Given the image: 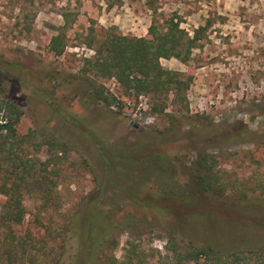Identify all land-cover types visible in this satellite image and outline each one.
Here are the masks:
<instances>
[{
    "label": "rangeland",
    "instance_id": "obj_1",
    "mask_svg": "<svg viewBox=\"0 0 264 264\" xmlns=\"http://www.w3.org/2000/svg\"><path fill=\"white\" fill-rule=\"evenodd\" d=\"M165 16L174 17L190 37L201 28L186 63L160 60L163 68L190 78L183 106L173 103L171 94L167 99L136 96L113 79L98 83L120 102V109L93 104L85 78L93 73L84 60L94 52L84 43L101 39L108 28L146 37L153 21L162 24ZM64 22L66 47L55 56L49 43ZM8 64H18L31 84L41 80L43 86L54 87L49 107L25 82L0 73V96L23 112L17 132L29 136L25 159L48 177L58 197L54 209L36 198L32 188L24 197L26 216L15 228L33 239L32 255L24 264H104L107 255L114 257L112 264H169L164 259L167 233L182 238L176 230L189 219L200 236H195L196 245L214 228L211 242L222 250L264 249V0H0V65ZM161 102L167 109L153 111ZM67 117L81 120L106 146L149 141L151 132L175 134L177 139H159L153 149L164 153L174 169L167 182L177 196L163 193L156 173L142 172L150 162L143 156L134 158L132 170L118 163V173L110 175L95 143ZM142 117L154 121L146 124ZM201 153L214 157L212 171L228 188L223 196L198 195L190 185L192 177L184 167H191ZM121 172L137 185L132 190L136 200L147 198L149 206L135 204V195L130 198L121 189L119 183L126 181ZM191 194H196L194 205L185 206ZM4 202L0 196V210ZM96 204L108 208V219H116L118 228L111 232L115 243L107 254L90 262L78 254L79 240L66 226ZM188 209L190 218L180 215ZM125 215L133 218L132 224ZM153 225L152 232L144 233Z\"/></svg>",
    "mask_w": 264,
    "mask_h": 264
},
{
    "label": "trees",
    "instance_id": "obj_2",
    "mask_svg": "<svg viewBox=\"0 0 264 264\" xmlns=\"http://www.w3.org/2000/svg\"><path fill=\"white\" fill-rule=\"evenodd\" d=\"M65 26L66 22L49 43V51L55 56L62 55L66 47L65 36L61 31ZM200 30L201 28L194 31L193 37H190L184 29L180 28L179 23L172 16L163 17L162 24L153 21L146 37L124 36L115 33L113 28L102 30L101 39L96 40L92 37L84 43L87 48L94 52L92 59L84 60L86 66L89 67L87 69L93 73V78L85 77L90 89L89 99L94 102L93 104L99 105L101 103L108 109L113 107V104L120 109V102L116 101L98 83L99 79H113L124 90L131 91L136 96L154 94L167 99V96L171 94L173 103L183 106L190 78L183 77L179 72L163 68L160 60L174 58L181 63H186L190 58L191 51L196 47ZM88 70L85 68L83 71ZM4 72H6V77L14 81L21 84L25 82L29 85V90L32 91L34 97L51 107L53 85L45 87L40 84L41 80H36L35 84H31L32 80L27 81L26 72L24 73L18 64L0 65V73ZM159 107L158 109L155 106L153 111H165L167 104L161 102ZM22 116L23 112L17 104L0 96V196L5 198L0 210V264H24L25 257L32 255L30 245H33V239L30 236H20L15 230L23 223L26 216L23 200L30 193V189L36 191L35 197L48 209H54L58 198L51 190L52 186L48 183V177L41 175L35 169L36 166L25 159V146L29 142V136H21L17 132V125ZM66 120L71 122L69 117ZM75 122L79 124L77 126H80V131L83 130L85 136H89L95 143L110 175L118 173L120 167L132 170L134 158L143 156L150 162L142 166V172L156 173L158 179L162 178V183L158 182V186L163 189V193L169 191L166 194L168 198L174 199L177 196V193L173 192L172 186L167 182V179L174 175V169L167 165L164 153L153 149L158 141L160 142L159 139L165 140L169 137L170 139H177L175 134L151 132L149 133V141L132 143L127 146L119 142L106 146L90 130L83 128L81 120H73L71 123ZM148 148L152 152L151 154H146ZM213 161L215 160L212 155L201 153L191 167L189 166L188 169L187 166L184 167L185 171L187 170V173L191 175L190 185L198 195L212 193L214 196H223L224 190H228L227 184H220L221 179L212 171ZM123 178H126V181L119 183L121 189L126 191L129 196L135 195L132 194V190L137 185L133 184L130 176L124 175ZM163 179L166 180V183ZM195 195H189L186 202H184L185 198L181 199V204L184 202L185 206H193L194 200L192 198ZM136 197V195L133 197L135 204L142 207L149 206L150 201L147 198L140 201L136 200ZM86 211L89 214L92 213L93 218L87 212L70 218L66 229L69 227V232L79 240L80 250L78 254L92 262V257L101 259L107 254V250L114 245L115 240L111 232L118 228V224H115L116 219L111 221L108 219L110 214L108 208H103L102 205L96 204L86 208ZM159 211L167 212V210ZM180 215L190 218L191 212L188 209L187 212L180 213ZM180 215H176V219ZM132 220L133 218L125 215L127 224H132ZM190 221L189 219L187 226L181 225L176 230L182 238L176 236V232L167 233L164 259L169 264H264L263 248L248 247L238 251L218 248L216 242H211L214 240L212 236L215 233L214 228L212 234L204 238L206 240L202 245L194 244L195 238L199 235L196 234ZM155 227V225L151 229L146 227L144 233L152 232ZM46 229L49 230L48 227ZM108 229H110V233ZM128 253L132 254L130 251ZM113 260V256L107 255L104 264H112ZM88 263L85 262V264Z\"/></svg>",
    "mask_w": 264,
    "mask_h": 264
},
{
    "label": "built area",
    "instance_id": "obj_3",
    "mask_svg": "<svg viewBox=\"0 0 264 264\" xmlns=\"http://www.w3.org/2000/svg\"><path fill=\"white\" fill-rule=\"evenodd\" d=\"M137 120L138 119H140V118H138L137 116H134ZM138 121H140V120H138ZM154 121V118H152V117H142V122L143 123H146V124H149V123H152Z\"/></svg>",
    "mask_w": 264,
    "mask_h": 264
}]
</instances>
